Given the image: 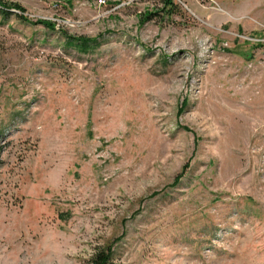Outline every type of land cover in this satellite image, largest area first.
Segmentation results:
<instances>
[{"label":"rangeland","instance_id":"1","mask_svg":"<svg viewBox=\"0 0 264 264\" xmlns=\"http://www.w3.org/2000/svg\"><path fill=\"white\" fill-rule=\"evenodd\" d=\"M0 1V264H264V0Z\"/></svg>","mask_w":264,"mask_h":264},{"label":"trees","instance_id":"2","mask_svg":"<svg viewBox=\"0 0 264 264\" xmlns=\"http://www.w3.org/2000/svg\"><path fill=\"white\" fill-rule=\"evenodd\" d=\"M162 4H164V6L168 7L169 9H172L175 7L174 0H162ZM0 7L2 9H7L9 6L6 3L0 1ZM14 8L21 9V6L14 5ZM150 14H148L147 16L149 17ZM39 23H42L48 28L53 29V24L48 21H39ZM77 41H78L77 42L78 44L76 45L83 46V48L87 47V44L89 42L88 38H85V37H79ZM184 104H186V102H184ZM180 177L181 175L177 176L176 180L173 182L176 183ZM111 248H112V244L96 246V248L93 249L94 252L91 255L88 263L89 264H115V262H113L114 257H113V250Z\"/></svg>","mask_w":264,"mask_h":264}]
</instances>
